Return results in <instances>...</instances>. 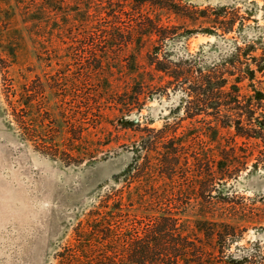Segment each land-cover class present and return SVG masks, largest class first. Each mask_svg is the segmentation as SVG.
Here are the masks:
<instances>
[{
	"label": "trees",
	"instance_id": "trees-1",
	"mask_svg": "<svg viewBox=\"0 0 264 264\" xmlns=\"http://www.w3.org/2000/svg\"><path fill=\"white\" fill-rule=\"evenodd\" d=\"M18 15L30 24L26 28L35 47L43 48L56 35L63 43L56 46L64 63L76 56L84 63L96 61L87 70L96 76L105 75L101 88L109 97L104 96L103 102L112 104L124 117L142 108L152 92L181 94L184 113L180 120H189L194 130L181 134L178 126L170 123L158 130L145 126L136 140L135 159L123 173L139 188L153 184L155 175L168 183L178 174L179 159L186 155L190 177L195 181L193 194L198 198L197 208L189 207L193 209L191 229L180 228L182 211L178 209L153 215L156 217H151L143 231L125 236L102 229L100 221L92 222L93 234L125 251L60 253V264H264V255L259 252L243 256L227 252V246L238 237L236 226L208 217L211 211L203 208L205 203L217 202L212 200L218 184L225 186L238 171L248 168L253 156L248 143L254 142L264 155V82L258 76H264V41L248 37L247 18L236 9L199 7L185 0H0V18L8 16L9 22H14L11 29L0 28V42L4 40L6 46H12L15 38L20 44L26 43L22 29L15 24ZM164 15L174 16L181 23L165 21ZM46 26L48 33H41ZM198 33L220 38L227 48L214 42L211 46L218 51L214 59L204 48L191 52L188 40ZM229 34L232 36L226 37ZM81 40L86 44H79ZM3 51L8 59L16 60V49ZM120 57L131 75L129 87L121 93L114 91L111 80L113 60ZM4 59L0 54L1 70L8 66ZM72 85L61 81L47 86L37 78L19 88L12 86L5 92L8 109L25 139L39 152L67 164L79 163L80 158L96 161L105 143L86 139L91 123L70 116L63 139L59 118L49 107L47 87L58 96V91L71 90ZM68 97L60 101L64 104ZM99 102L95 100L83 112L95 115L93 108ZM187 142L190 151H185ZM260 164L264 165L262 156L252 167ZM171 194L170 190L163 197L138 193L135 198L143 206Z\"/></svg>",
	"mask_w": 264,
	"mask_h": 264
},
{
	"label": "rangeland",
	"instance_id": "rangeland-1",
	"mask_svg": "<svg viewBox=\"0 0 264 264\" xmlns=\"http://www.w3.org/2000/svg\"><path fill=\"white\" fill-rule=\"evenodd\" d=\"M185 1L199 7L210 5L238 10L247 18L246 25H250L245 29L248 37H261L264 41V0ZM7 18H0L3 30L14 26V22L10 23ZM163 19L181 23L174 16L167 18L164 15ZM17 20L16 27L22 29L26 43L20 44L16 38L12 40L11 49L18 51L15 61L10 57L8 59L3 51L10 47L4 44V40L0 42V54L8 65L4 70L0 68V264H60V253L125 251L126 248L115 246L93 234L91 224L96 221H100L102 229L125 236L143 231L153 219L151 217H156L153 215L178 209L182 211L180 228L191 229L193 209L189 207L194 205L197 208L198 198L193 194L196 191L195 181L190 177L186 155L179 159L178 174L168 183L155 175L153 184L139 188L123 176L135 159V147L139 145L136 140L145 126L158 130L170 123V126H178V133L194 131L189 120H180L184 113L182 95L152 92L142 108L134 109L124 117L112 104L103 102L106 101L104 96L109 97L101 88L105 75L96 76L87 70L96 61L84 63L80 56H76L74 61L66 60L64 63V59H59L61 49L58 46L63 43L58 36L53 35V42L46 41L43 48H37L26 28L30 24H25L19 15ZM47 28L41 33H48ZM30 29L37 30L35 27ZM230 36L232 34L226 37ZM214 42H218L220 48H227L220 38L202 33L191 37L188 47L191 52L204 48L214 59L218 54L217 49L211 46ZM79 44L85 45L86 41L81 40ZM139 60L143 64V59ZM112 65L113 89L121 93L129 87L131 75L126 72L122 57L113 60ZM258 76L264 82V76L260 73ZM37 78L47 86L61 81L73 84L71 90L58 91V96L47 87L49 107L62 125V138L71 117L77 116L79 122L91 123V133L86 139L105 143L101 146L103 152L98 160L80 158L79 163L67 164L59 157L39 152L32 141L25 139L8 109L5 92L12 86L19 88L22 83ZM65 97L68 98L63 104L60 99ZM95 100L100 101L97 108H93L95 115H90L88 110L83 112ZM83 115L91 118L85 120ZM238 141L241 142L240 139ZM187 146L185 151H190L191 144L187 142ZM248 146V151L253 150L248 168L238 171L236 176L225 182V186L218 184V190L213 191L216 197L212 200L217 202L214 205L205 203L203 207L211 211L208 217L226 220L236 226L238 237L226 249L236 256L253 252L264 255V165L252 167L256 158L262 156L264 159V155L259 153V147L254 142L248 143ZM159 151L163 152L161 148ZM167 190L174 194L161 201L157 198L150 204L144 202L143 206L137 204L135 196L138 193L144 197H163ZM206 205L210 208H205ZM114 206H119L121 210Z\"/></svg>",
	"mask_w": 264,
	"mask_h": 264
}]
</instances>
